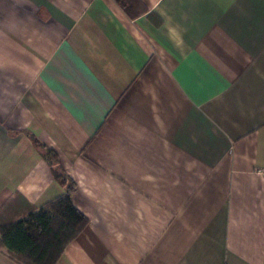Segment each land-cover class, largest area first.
Returning <instances> with one entry per match:
<instances>
[{"label": "crops", "instance_id": "0c3cea01", "mask_svg": "<svg viewBox=\"0 0 264 264\" xmlns=\"http://www.w3.org/2000/svg\"><path fill=\"white\" fill-rule=\"evenodd\" d=\"M70 181L56 264H264V0H0V222Z\"/></svg>", "mask_w": 264, "mask_h": 264}, {"label": "trees", "instance_id": "16d2710c", "mask_svg": "<svg viewBox=\"0 0 264 264\" xmlns=\"http://www.w3.org/2000/svg\"><path fill=\"white\" fill-rule=\"evenodd\" d=\"M44 156L49 162L57 160L56 153L47 148ZM54 174L61 177L56 171ZM72 189L70 181L66 191L45 206L18 220L0 222V248L19 264H56L87 223L86 216L72 202Z\"/></svg>", "mask_w": 264, "mask_h": 264}]
</instances>
